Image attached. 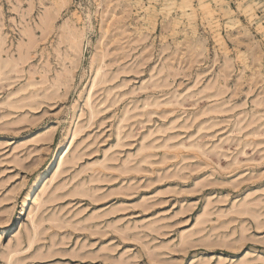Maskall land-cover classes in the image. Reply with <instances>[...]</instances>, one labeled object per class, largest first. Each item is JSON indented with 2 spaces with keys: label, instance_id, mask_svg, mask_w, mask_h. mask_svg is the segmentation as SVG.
Segmentation results:
<instances>
[{
  "label": "rangeland",
  "instance_id": "1",
  "mask_svg": "<svg viewBox=\"0 0 264 264\" xmlns=\"http://www.w3.org/2000/svg\"><path fill=\"white\" fill-rule=\"evenodd\" d=\"M0 264H264V0H0Z\"/></svg>",
  "mask_w": 264,
  "mask_h": 264
},
{
  "label": "bare ground",
  "instance_id": "2",
  "mask_svg": "<svg viewBox=\"0 0 264 264\" xmlns=\"http://www.w3.org/2000/svg\"><path fill=\"white\" fill-rule=\"evenodd\" d=\"M60 149H61V148H60ZM60 149H59V150H60ZM59 150H58V151H59ZM25 205H26V204H23L22 209H21V212H23V211L25 210V208H26ZM24 213H25V211H24Z\"/></svg>",
  "mask_w": 264,
  "mask_h": 264
}]
</instances>
